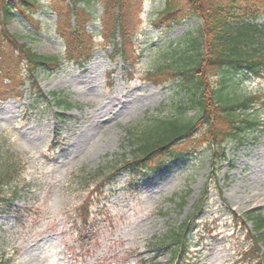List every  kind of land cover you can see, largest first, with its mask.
<instances>
[{
	"label": "rangeland",
	"instance_id": "rangeland-1",
	"mask_svg": "<svg viewBox=\"0 0 264 264\" xmlns=\"http://www.w3.org/2000/svg\"><path fill=\"white\" fill-rule=\"evenodd\" d=\"M103 2L90 0L93 55L83 67L65 59L56 18L49 11L35 16L42 24L39 31L17 20L6 24L7 33L18 37L15 44L26 43L41 56H57L61 64L52 74L38 70L36 88L26 83L20 100L0 103V154L20 162L17 177L22 182L15 201L2 204L0 211V264H173L168 251L154 245L198 208L190 251L199 256V264H249L242 218L249 211L264 217V133L242 146L227 144L216 174L208 173L203 161L209 151L201 152L198 163L179 164L169 173L148 177L135 192L123 193L127 177L119 175L107 186L109 202L97 200L96 185L103 178L98 175L132 158L129 137L141 133L139 123L166 112L176 100L178 88L153 86L146 78L162 58L159 48L184 38L196 26L191 18L170 30L156 29L151 23L163 9L162 0L133 2L132 13L139 19L133 16L130 22L128 68L111 56L113 48L99 33ZM258 24L264 25V17ZM10 49L3 50L9 54ZM147 94L151 96L142 103L102 117V126L78 145L76 131L108 101ZM252 94L264 95V77L247 82L235 96ZM260 116L264 124V109ZM90 213L94 224L84 231L79 216Z\"/></svg>",
	"mask_w": 264,
	"mask_h": 264
},
{
	"label": "trees",
	"instance_id": "trees-1",
	"mask_svg": "<svg viewBox=\"0 0 264 264\" xmlns=\"http://www.w3.org/2000/svg\"><path fill=\"white\" fill-rule=\"evenodd\" d=\"M135 1L138 0H105L99 16V33L113 48L111 56L122 59L127 67L132 63L126 53L130 22L133 16L139 19V14L132 13ZM162 2V11L151 23L154 28L170 30L191 18L196 22L184 38L163 43L159 48L162 58L146 76L153 84L178 88L173 95L176 100L166 112L139 123L141 133L129 137L130 160L118 162L104 172L106 175H98L103 177L96 185L101 200L107 198L105 188L114 184L119 175L134 183L147 173H158L179 162L196 164L201 152L209 151L203 161L208 164V173L216 174L215 168L225 159L227 144L242 146L264 133L260 116L264 95L235 96L247 82L264 77V25L258 24L264 17V0ZM92 9L90 0H0V102L21 99L26 83L36 88L38 70L52 74L61 63L57 56L33 52L26 43L15 44L18 37L7 33L6 24L17 20L39 31L42 24L35 16L49 11L55 15L56 37L63 44L65 59L82 67L93 54V33L88 27L93 20ZM10 45L13 52L7 54L3 49H10ZM30 100L33 103L34 98ZM62 103L57 104L63 106ZM18 164L11 154H0V211L2 204L13 202L20 191ZM199 210L177 228H169L154 245L168 251L173 264H195L196 257L190 254L192 218ZM243 220L244 227L246 223L251 225V229L243 231L249 264H264V217L250 211Z\"/></svg>",
	"mask_w": 264,
	"mask_h": 264
},
{
	"label": "bare ground",
	"instance_id": "bare-ground-1",
	"mask_svg": "<svg viewBox=\"0 0 264 264\" xmlns=\"http://www.w3.org/2000/svg\"><path fill=\"white\" fill-rule=\"evenodd\" d=\"M151 96L150 94L147 95H141V99H137L136 96H133L132 100L130 101L131 97H123V99L121 100H112V101H108V103H106L100 110L99 113L94 112V114L91 116V118L88 119V123L86 126L82 127L80 130H77L76 133L78 135V139L77 141L79 142L78 145H81L82 141L85 140L86 138H88L90 136V134L92 133V130L96 129L100 124L102 126V117H104L105 115H110L112 116V114L114 115L115 113L119 112L120 110H122L124 107L126 108V106H131V104H133V102H139L142 103V101L146 98ZM100 126V127H101ZM106 127H103V130H105ZM110 132L109 130H106L104 132V135H108ZM92 135V134H91ZM99 141L101 142V138L99 139ZM264 192V191H263ZM262 198L264 201V194H262ZM247 202V201H246Z\"/></svg>",
	"mask_w": 264,
	"mask_h": 264
}]
</instances>
